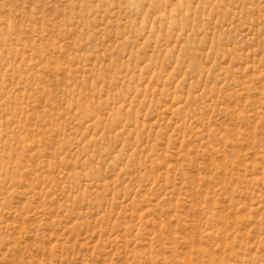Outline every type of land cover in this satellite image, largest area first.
<instances>
[{"label": "rangeland", "instance_id": "374dc122", "mask_svg": "<svg viewBox=\"0 0 264 264\" xmlns=\"http://www.w3.org/2000/svg\"><path fill=\"white\" fill-rule=\"evenodd\" d=\"M0 264H264V0H0Z\"/></svg>", "mask_w": 264, "mask_h": 264}]
</instances>
